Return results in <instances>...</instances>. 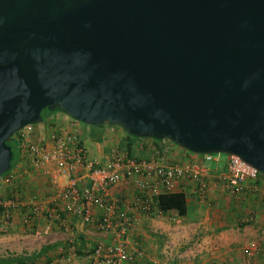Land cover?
Here are the masks:
<instances>
[{
  "label": "water",
  "instance_id": "obj_1",
  "mask_svg": "<svg viewBox=\"0 0 264 264\" xmlns=\"http://www.w3.org/2000/svg\"><path fill=\"white\" fill-rule=\"evenodd\" d=\"M44 109L264 176V0H0V176Z\"/></svg>",
  "mask_w": 264,
  "mask_h": 264
},
{
  "label": "built area",
  "instance_id": "obj_2",
  "mask_svg": "<svg viewBox=\"0 0 264 264\" xmlns=\"http://www.w3.org/2000/svg\"><path fill=\"white\" fill-rule=\"evenodd\" d=\"M83 125L67 115L61 122H48L44 128L45 143L40 144L31 142L36 132L34 124L17 132L16 158L28 154L29 169L41 170L42 174L55 178L64 176L66 183L45 198L33 196L28 203L19 199L18 188L11 197L0 196V230L10 225L16 214L21 225L29 228L43 217L48 223L67 229L74 218L109 236L108 241L99 239L95 243L89 264H139L143 250L138 243L133 245L129 236L138 226L139 214L158 217L164 213L157 206L160 195L182 193L189 204L209 205L208 173L212 171L213 188H221L232 199L240 201L245 191L255 188L256 180L262 176L238 156L225 154L222 158L219 153H193L167 138H136L140 145H148L150 155L146 158L134 157L112 146L100 163L91 157L82 133ZM197 156L199 163L195 161ZM51 162L55 168L49 171L47 166ZM207 164L214 167H200ZM25 173L16 164L0 176V184L12 186ZM115 186L127 191L119 198L111 192ZM253 218L250 211L248 219ZM77 243L74 238L67 239V264H76L72 259ZM260 253H264V248L257 240H249L242 248L246 258Z\"/></svg>",
  "mask_w": 264,
  "mask_h": 264
},
{
  "label": "crops",
  "instance_id": "obj_3",
  "mask_svg": "<svg viewBox=\"0 0 264 264\" xmlns=\"http://www.w3.org/2000/svg\"><path fill=\"white\" fill-rule=\"evenodd\" d=\"M63 120H65V114L62 112H50L41 122V126H38L37 130L35 129L36 132L31 136V142L35 144L45 143L47 133L44 128L48 122L51 124ZM82 133L87 145L90 147L91 157L100 163L107 158L108 149L112 146L125 150L130 155L138 158H146L150 155L148 145H140L135 139H129L125 132L116 126L83 125ZM195 161L199 163L201 161L200 157L197 156ZM16 164L19 169H25L26 173L21 178H17L12 186H1L0 184V196L2 198L11 197L13 190L18 188L20 190L19 199L28 203L33 196L45 198V196L52 194L66 183L64 176L55 178L51 174H42L41 170L29 169L30 157L28 154L23 158H17L12 166ZM200 167L211 169L214 165L207 164ZM54 168L55 165L52 162L47 166L49 171L54 170ZM208 181L210 182L209 205L190 204L185 215H178L174 211H165L162 214L173 216L176 221H179L178 224L173 226H163V232L165 231L176 240L179 239L177 238L179 234H181V237L191 235L189 240L191 239L192 246L189 252H186L190 253L191 256L186 260L179 261L176 257L177 250H173L174 247H172L170 254L165 255V258H154L155 250L149 248L150 253H148L147 247V249L141 248L144 254L139 259V264H264V253L252 258H246L242 254V248L249 240L258 241V239L264 237L262 236L264 235V177L260 176L255 182V188L245 191L240 201L232 199L221 188H213L212 171L208 173ZM126 191L127 188L124 190L122 186L111 188L112 194L119 198ZM250 211L254 215L253 220L248 219ZM17 215H15L10 225L0 230V246L2 249L9 248L10 244L16 247L20 238L29 241L31 235L23 230L35 229L36 231H31L34 237L46 239L45 245L39 251L42 252L43 249L42 255L45 254V261H49L50 264H67V239L69 238H74L78 242L72 259L76 264H89V255L95 243L99 239L105 241L109 239V236L96 231L92 225H82L74 218L70 220V228L67 229L48 223L43 217L36 221L34 227L29 228L21 225ZM144 216V214H139L138 218L142 219ZM144 233L145 231L140 233V238ZM249 236L251 238H248ZM151 240L152 242L155 241L153 238ZM258 242L260 247L264 248V240ZM141 243L143 245L147 244L145 239ZM0 257L4 258L2 253Z\"/></svg>",
  "mask_w": 264,
  "mask_h": 264
},
{
  "label": "rangeland",
  "instance_id": "obj_4",
  "mask_svg": "<svg viewBox=\"0 0 264 264\" xmlns=\"http://www.w3.org/2000/svg\"><path fill=\"white\" fill-rule=\"evenodd\" d=\"M38 126H41V122L34 124V128L36 130L37 128H39ZM219 154L221 155L222 158L226 156L225 154H222V153H219ZM171 217L174 218L173 216H169V215H161L158 217L144 216V218L142 219L139 217L137 228L131 231L130 233V236H129L130 242L133 244L138 243L142 249H147L148 247V253H150L149 250L151 248L154 249L156 251V252L154 251L155 253L154 258L155 257L165 258L164 256L170 254L172 247H174L173 250H177L176 257L178 258V260L179 261L186 260V258H189V256H191L190 253H186V252H189V249H191L190 247L192 246V243H191L192 241L191 239L189 240L190 238L189 236L191 235L189 236L186 235L185 237H181V234L177 232V234H179L177 235V238L179 239L176 240V239H173L171 235H168L165 231L163 232L162 228L166 226H173L179 223V221L177 222L175 218L172 219ZM23 231L31 235L29 236L30 238L29 241H26L20 238L18 240L19 242L16 247L10 244L9 248L5 247V249H2V247L0 246V250H1L0 254L2 253L4 258H8L9 256H21V255L29 256L31 254H38L36 258L34 259V261L29 264H50L49 261H45V258H44L45 254L42 255V253L38 252L41 249V247L45 245L46 239L42 237H34L33 232L36 231L35 229L34 230L29 229V230H23ZM142 231L143 232L145 231V233L144 235L142 234V237L140 238L141 236L140 233H142ZM152 238L155 241L152 242L151 240ZM248 238H251V236H249ZM254 238L258 239L257 237H254ZM143 239L146 240L147 244L143 245L141 243ZM263 240H264V237H261L260 239H258V241L260 242Z\"/></svg>",
  "mask_w": 264,
  "mask_h": 264
},
{
  "label": "trees",
  "instance_id": "obj_5",
  "mask_svg": "<svg viewBox=\"0 0 264 264\" xmlns=\"http://www.w3.org/2000/svg\"><path fill=\"white\" fill-rule=\"evenodd\" d=\"M55 111H59L56 110ZM50 112L47 109H44L42 111V118L43 120L45 119V117L49 114ZM125 134L127 135V137L130 139H136L137 137L131 136L129 134H127L125 132ZM18 133H15L12 136V139L9 140L7 142V144L11 147L12 150V160H11V167L13 165V162L15 160H17L16 158V138L15 136H17ZM129 147V146H128ZM190 204L186 201L185 196L182 193H166V194H162L158 197V208L161 211H174L176 214L178 215H185L186 211L188 209V206ZM40 253L42 252L39 251ZM38 254H31L29 256H9L8 258H3L0 257V264H29L32 263L34 261V259L36 258Z\"/></svg>",
  "mask_w": 264,
  "mask_h": 264
}]
</instances>
